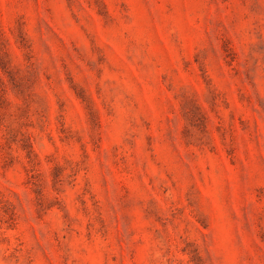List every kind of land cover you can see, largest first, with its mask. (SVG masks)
<instances>
[{
    "label": "rangeland",
    "instance_id": "rangeland-1",
    "mask_svg": "<svg viewBox=\"0 0 264 264\" xmlns=\"http://www.w3.org/2000/svg\"><path fill=\"white\" fill-rule=\"evenodd\" d=\"M0 264H264V0H0Z\"/></svg>",
    "mask_w": 264,
    "mask_h": 264
}]
</instances>
